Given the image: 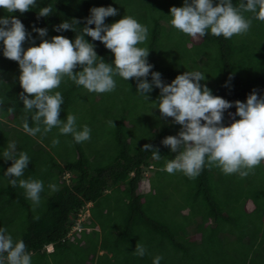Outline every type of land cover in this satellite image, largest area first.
<instances>
[{
	"label": "trees",
	"instance_id": "1",
	"mask_svg": "<svg viewBox=\"0 0 264 264\" xmlns=\"http://www.w3.org/2000/svg\"><path fill=\"white\" fill-rule=\"evenodd\" d=\"M239 3L233 0L234 6ZM182 4L183 0H37L33 9L11 15L30 34L22 45L27 48L32 46V37L36 44L42 39L32 31L33 26L47 28L43 39L62 35L73 40L78 28L75 33L56 32L53 26L75 18L79 20L77 27L82 28L90 8L112 6L117 15L106 17L105 24L125 15L148 27L149 37L139 46L149 50L147 60L164 83L184 71L204 73L208 66L212 68L211 76L201 83L213 95L229 102H243L253 91L264 95V21L244 12L251 21L247 32L229 39L208 33L193 43L190 36L168 23L170 8ZM46 5H53V12L38 17L39 8ZM0 15L9 14L0 9ZM85 39L94 44L99 57L111 62L110 50L100 41L87 36ZM18 75L17 63L0 55V154L15 142L16 155L23 151L30 158L23 176L14 178L16 186L4 176L12 162L0 159V227L11 234L14 242L24 241L32 264H152L155 256L162 257L160 264H264L262 161L244 179L237 173L225 175L220 168L207 164L191 179L181 172L167 173L163 169L176 153L170 152L161 140L176 135L180 125L171 123L169 117L158 124L156 115L152 120L148 115H133L131 102L141 101L153 107L159 89L153 87L146 94L147 101L137 94L134 97L136 81L132 78L129 90L121 87V78L116 77L115 90L108 94L111 99L108 92H88L67 76L53 90L63 96L58 118L66 120L67 115H74L78 130L84 125L89 127L91 140L97 132L101 138H111L101 146L83 147L84 141L77 143L72 134H60L56 127L47 134L29 136L22 128L23 120L27 116L29 126L35 125L31 113L23 109ZM147 79L151 81L150 74ZM93 109L94 116L87 118ZM234 112V107L226 110L222 123L227 114ZM128 119L131 127L126 125ZM53 139L59 143L53 145ZM145 144L156 148L161 158L153 159L150 151L142 150ZM148 170L153 171L148 187L139 190L143 173ZM66 172L68 182L59 181ZM21 179L43 182L38 204L25 197L19 186ZM246 182L247 186H242ZM50 184H55L57 190L52 191ZM86 202L92 203L89 209L93 217L83 223L98 229L83 232L74 241L71 236L78 235L71 232V227ZM248 202L254 204L252 210L246 207ZM191 233L200 234L196 243L205 244L203 251L193 243L188 245ZM136 243L145 248L143 257L134 253ZM48 245L52 250H46Z\"/></svg>",
	"mask_w": 264,
	"mask_h": 264
},
{
	"label": "clouds",
	"instance_id": "2",
	"mask_svg": "<svg viewBox=\"0 0 264 264\" xmlns=\"http://www.w3.org/2000/svg\"><path fill=\"white\" fill-rule=\"evenodd\" d=\"M36 3L37 0H0V9L9 14L0 15V55L18 65L20 100L25 112L31 113L30 119L35 125L29 126L27 116L23 120L22 128L29 136L47 134L56 127L60 134H72L77 143L90 139L89 127L84 125L78 130L74 115H67L66 120L58 118L63 96L60 91L53 90L59 88L65 76L77 86L95 93L113 91L116 77L124 81L132 78L136 81L135 94L145 101L153 87L159 89L153 109H158L161 117L172 118L171 123L180 125L176 135L161 140L170 152L176 153L163 169L167 173L181 172L191 179L207 164L220 168L225 175L237 173L243 178L264 160V95L253 91L243 102H229L213 95L207 85L201 83L205 73L199 70L184 71L170 83H164L161 74L152 71L153 65L147 60L149 50L139 46L149 37L148 27L125 15L114 23L105 24L106 17L117 15V9L112 6L90 8L82 28L77 27L79 20L75 18L53 26L56 32L71 30L75 33L78 28L79 33L73 40L62 35L43 39L47 28L33 26L32 31L42 39L36 44V38L32 37V46L24 48L22 45L30 34L11 13L27 12ZM52 12L53 5H46L39 8L37 16L47 17ZM244 12L264 21V0H240L238 7L234 6L233 0H183L181 7L170 8L168 23L188 36L203 37L210 33L229 39L249 30L251 21L245 18ZM85 36L100 41L110 50V63L97 55L94 44ZM77 68L79 71H74ZM232 107L235 112L229 115L239 118L224 126V113ZM109 123L113 125V121ZM52 143L56 145L59 140L53 139ZM142 150L150 151L153 159L161 158L159 151L150 144L143 145ZM0 159L12 162L4 176L16 186L14 178L23 176L30 160L28 154L21 151L17 156L16 144L10 142ZM67 175L69 177L68 172L62 177ZM19 186L24 189L27 199L39 203L44 188L41 180L21 179ZM49 188L57 190L55 184H50ZM86 204H89L88 208L92 205L91 202ZM145 251L143 245L136 243L134 253L137 256L143 257ZM161 259V256H155L152 264H160ZM0 264H32L24 241L14 242L3 227H0Z\"/></svg>",
	"mask_w": 264,
	"mask_h": 264
},
{
	"label": "rangeland",
	"instance_id": "3",
	"mask_svg": "<svg viewBox=\"0 0 264 264\" xmlns=\"http://www.w3.org/2000/svg\"><path fill=\"white\" fill-rule=\"evenodd\" d=\"M173 28V27H172ZM190 39H191V41L193 42V43H198V42H200L201 41V37L199 36V35H197V36H190ZM185 65V64H184ZM212 69V68H211ZM211 69H209L208 68V66H206L205 67V70H204V73H205V77L207 78L208 76H211ZM116 79V78H115ZM130 85H131V80H126V81H124L122 78H121V80H120V86L121 87H127L128 89L130 88ZM115 90V89H114ZM130 90V89H129ZM132 91V90H131ZM108 94H112V91L111 92H108L107 93V95ZM132 94L134 95V97L136 96V94L132 91ZM110 95H108L109 96V98L111 97ZM111 99V98H110ZM99 100V99H98ZM118 100H116V102H117ZM129 102H131V100H129ZM138 102V101H137ZM135 103V104H133L132 102H131V104L133 105V108H134V112H133V115H137V114H139V115H141L142 117H144V116H146V115H148L149 117H150V119L152 120V116H154V115H156L157 116V118L158 119H160V120H157L156 122L158 123V122H167L168 121V118H166V120L164 119V117H161L160 116V114H159V111H158V109H153V107H150V106H145V102L144 103H141V101H139L138 103ZM98 103H100V104H102L103 102L101 101V100H99L98 101ZM120 103H121V101H120ZM95 109V108H94ZM94 109L93 110H91V112H90V114L88 115V117L87 118H92L93 116H94V114H95V112H94ZM132 115V116H133ZM86 116V115H85ZM84 116V117H85ZM170 118V117H169ZM225 118H226V120H225V124H224V126H227L228 124H230L231 122H232V117L229 115V114H227L226 116H225ZM159 124V123H158ZM126 125L128 126V127H131V122L129 121V119L128 120H126ZM94 140H91V139H89V140H86V141H84L83 142V144H82V146L83 147H86V148H92V147H95V146H101V143H104L105 141H107V140H111V138H109V137H106L105 139H104V137L103 138H101L100 137V135L98 134V132H97V135L93 138ZM104 139V140H103ZM103 141V142H102ZM86 144H89V145H86ZM95 144V145H94ZM262 162H263V164H264V160H262ZM255 168H257V166H255ZM150 174H153V171L151 172L150 170H148V171H146V172H144L143 173V177L141 178V182H140V187H139V190H146V188L148 187V179H149V177H150ZM237 176L238 177H240L238 174H237ZM245 177H243L242 179H244ZM59 181H66V182H68V175L66 176V177H60L59 178ZM247 183L248 182H246V183H242V186L243 185H246L247 186ZM165 189H166V187H165ZM167 191H165V193H166ZM174 193V192H173ZM165 195H167V194H165ZM165 195L164 196H162V199H163V201L165 202V200H164V198H165ZM160 199L161 198H159L157 201H156V203L157 202H160ZM171 202H172V200H171ZM183 203H186L185 201L183 202ZM248 209H250V210H252L253 209V207H254V204L252 203V202H248L247 203V206H246ZM89 213H91V211H90V209H89ZM93 217V216H92ZM85 222L86 223H88V220H85ZM90 228H91V225L90 224H87ZM93 229H94V231L95 230H97L98 228L96 227V225H95V227H93ZM90 231H92V229H90L89 230V232ZM190 232H194V231H192V230H190ZM76 233H77V235L78 236H75V235H72L71 236V238H72V240H74V241H77V239H79L78 237L79 236H81L82 235V233H78L77 231H76ZM197 237V239L199 240L201 237H200V234L199 233H197V234H192L191 233V239H189V243H188V245H190V244H195L196 245V248L197 249H200V248H202V251L204 250V248H205V244H203V246L201 245V244H198V243H196L195 241H197L195 238ZM46 250L47 251H50V250H52V246L51 245H48L47 246V248H46ZM179 251V250H178ZM102 251H100L99 253H101ZM125 253H127V250L125 251ZM180 254V253H179ZM189 254L191 255V252L189 251ZM182 257H183V253H182Z\"/></svg>",
	"mask_w": 264,
	"mask_h": 264
},
{
	"label": "built area",
	"instance_id": "4",
	"mask_svg": "<svg viewBox=\"0 0 264 264\" xmlns=\"http://www.w3.org/2000/svg\"><path fill=\"white\" fill-rule=\"evenodd\" d=\"M88 206L89 204H86L85 206H83L81 211L77 214L75 222L71 227V232L77 231L78 233H82V232H89L90 229H93V228H90L87 224L83 223L85 220L89 221L92 219V214L89 213Z\"/></svg>",
	"mask_w": 264,
	"mask_h": 264
},
{
	"label": "crops",
	"instance_id": "5",
	"mask_svg": "<svg viewBox=\"0 0 264 264\" xmlns=\"http://www.w3.org/2000/svg\"><path fill=\"white\" fill-rule=\"evenodd\" d=\"M195 239L198 240L197 237H196ZM195 242H196V241H195Z\"/></svg>",
	"mask_w": 264,
	"mask_h": 264
}]
</instances>
